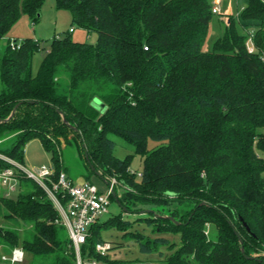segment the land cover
I'll use <instances>...</instances> for the list:
<instances>
[{"label": "trees", "instance_id": "1", "mask_svg": "<svg viewBox=\"0 0 264 264\" xmlns=\"http://www.w3.org/2000/svg\"><path fill=\"white\" fill-rule=\"evenodd\" d=\"M56 1L97 43L68 32L48 48L26 38L13 50L12 27L23 13L36 23L45 0H0V140L11 139L0 153L25 164L26 143L39 138L59 173L62 147L76 144L90 168L86 181L95 173L127 186L116 198L123 211L157 208L143 219L155 237L123 215L92 226L82 264H129L97 251L111 230L161 264H264V0H237L214 39L213 0ZM96 99L106 105L102 115ZM113 137L142 156L141 177L131 171L133 155L115 156ZM27 181L16 200L0 197L8 223L0 224V246L22 249L24 264H77L54 205Z\"/></svg>", "mask_w": 264, "mask_h": 264}, {"label": "rangeland", "instance_id": "2", "mask_svg": "<svg viewBox=\"0 0 264 264\" xmlns=\"http://www.w3.org/2000/svg\"><path fill=\"white\" fill-rule=\"evenodd\" d=\"M225 3V4H224ZM237 0H223V13L220 16H215L213 25L211 26L210 39L217 38L218 33L220 32L219 27L223 26L222 21L224 23L227 22V16L234 14L237 11ZM73 30V31H71ZM71 32V37L74 41L82 42V43H90L95 44L98 40L97 33H91L88 35L87 31L84 29L72 26V18L71 14L68 10L60 9L57 6L56 0H45L41 10H40V18L34 23L31 17L23 13L21 18L14 24L12 27L9 36L18 41H21L26 38H33L35 40H39L42 42L45 48L50 46V43L55 37L63 36L66 33ZM6 45V41L3 40L0 43V50H2ZM207 48V46H205ZM43 58V52H39L35 55L33 61V70L34 72L38 71L40 62ZM97 100V99H96ZM95 107L98 106L99 114L102 115L106 112V105L96 104V101L93 102ZM116 143L115 148V156L124 159L127 155H133L131 161V171L135 173H141L144 166V159L142 156L134 153L133 147L126 143L124 140L118 137L112 138ZM11 139L7 138L6 140H0V150L8 149L11 147ZM155 144H152L154 147ZM62 167L65 168V172L68 177L76 184H82L86 180V175L89 174V165L83 155H81L76 144L63 146L62 150ZM24 161L25 165L31 168H39L42 165H54L52 154L47 152L39 138H33L29 140L24 147ZM91 180L97 185L101 190H105L106 184L105 182L97 175L92 174ZM113 178V177H112ZM26 185L29 187H33L35 183L31 180L26 182ZM127 186L120 184L117 191V198L120 197L123 193V190L126 189ZM21 191V186L18 185V189L16 192L11 194V199H17L18 195ZM157 208H145L143 211H154ZM147 214L150 213H136L131 214L123 211L120 206L118 200L113 198L111 200V204L109 206V213L103 215L100 218L99 224H103L107 222L111 218L116 216L123 215L126 220H138L142 221V224L136 225V228L139 232L144 231L146 234L151 237L157 236L151 231V228L145 229V223H143V219L147 217ZM0 224L2 226H8L7 221L0 214ZM144 229V230H143ZM207 234L210 235L211 226H208ZM103 236L109 242L114 241L118 244H122L121 248L114 249L109 251V256L112 260L119 261H127L129 264H161V260L157 253L153 255H142L139 252L138 246L135 244L133 240H129L128 238H123V234L118 231H104ZM170 239L171 242H179V236H174L171 234L164 235ZM113 246V245H112ZM162 250L165 253H169L166 247H162ZM0 253L9 254L10 250L5 249L0 246ZM2 264V263H0ZM24 264V263H22Z\"/></svg>", "mask_w": 264, "mask_h": 264}, {"label": "built area", "instance_id": "3", "mask_svg": "<svg viewBox=\"0 0 264 264\" xmlns=\"http://www.w3.org/2000/svg\"><path fill=\"white\" fill-rule=\"evenodd\" d=\"M212 13L218 16L223 13V0H213ZM9 43L13 50L19 48L20 41L10 38ZM247 46L249 52L255 51L252 36ZM0 161L6 165L0 170V197L10 198L24 178L37 184L57 210L60 222L66 227L75 248L77 264H82L81 246L90 236L91 227L99 224L100 218L109 213L111 196L120 185L119 181L113 177L105 183V190H101L91 181L85 180L82 184L76 185L66 172L57 173L55 165L31 168L2 153ZM137 175L141 177L142 174ZM111 247L109 242H105L98 244L96 249L102 255H106ZM24 259L25 252L20 248H14L9 254L0 253L2 264H22ZM89 264L98 263L92 261Z\"/></svg>", "mask_w": 264, "mask_h": 264}, {"label": "water", "instance_id": "4", "mask_svg": "<svg viewBox=\"0 0 264 264\" xmlns=\"http://www.w3.org/2000/svg\"><path fill=\"white\" fill-rule=\"evenodd\" d=\"M96 101V104H99V105H101V106H103L104 104L102 103V102H100L99 100H95ZM17 108V107H16ZM15 108V109H16ZM97 108H98V106H97ZM15 111V110H14ZM14 111L12 112V115H13V113H14ZM113 196L115 197V198H117L116 197V194L114 193L113 194ZM150 212H152V211H142L141 213H150ZM167 218H169L171 221H173V222H175V223H178L173 217H169V216H166ZM247 227V226H246ZM247 230H249V228L247 227ZM239 240H240V242H241V239L239 238ZM242 251L244 252V250L242 249Z\"/></svg>", "mask_w": 264, "mask_h": 264}, {"label": "bare ground", "instance_id": "5", "mask_svg": "<svg viewBox=\"0 0 264 264\" xmlns=\"http://www.w3.org/2000/svg\"><path fill=\"white\" fill-rule=\"evenodd\" d=\"M115 194H116V192H115ZM117 196V195H116Z\"/></svg>", "mask_w": 264, "mask_h": 264}, {"label": "crops", "instance_id": "6", "mask_svg": "<svg viewBox=\"0 0 264 264\" xmlns=\"http://www.w3.org/2000/svg\"><path fill=\"white\" fill-rule=\"evenodd\" d=\"M1 263V262H0Z\"/></svg>", "mask_w": 264, "mask_h": 264}]
</instances>
